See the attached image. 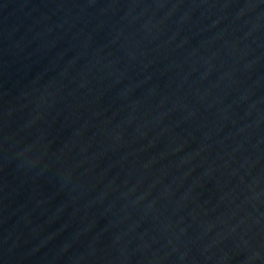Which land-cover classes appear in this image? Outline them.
<instances>
[{"label": "water", "instance_id": "1", "mask_svg": "<svg viewBox=\"0 0 264 264\" xmlns=\"http://www.w3.org/2000/svg\"><path fill=\"white\" fill-rule=\"evenodd\" d=\"M0 264H264V0H0Z\"/></svg>", "mask_w": 264, "mask_h": 264}]
</instances>
